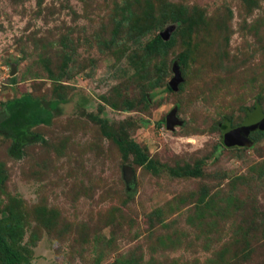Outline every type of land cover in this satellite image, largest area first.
Returning a JSON list of instances; mask_svg holds the SVG:
<instances>
[{
  "label": "rangeland",
  "instance_id": "1",
  "mask_svg": "<svg viewBox=\"0 0 264 264\" xmlns=\"http://www.w3.org/2000/svg\"><path fill=\"white\" fill-rule=\"evenodd\" d=\"M257 112L264 0H0V232L29 264H264V131L225 138Z\"/></svg>",
  "mask_w": 264,
  "mask_h": 264
},
{
  "label": "water",
  "instance_id": "2",
  "mask_svg": "<svg viewBox=\"0 0 264 264\" xmlns=\"http://www.w3.org/2000/svg\"><path fill=\"white\" fill-rule=\"evenodd\" d=\"M179 81V75L174 71V77L169 81L168 86L171 89H175L176 83ZM172 113L165 117V126L167 129H170L171 125L174 123L172 118ZM252 131H264V115L261 113H255V115L246 123L244 124L239 130L237 135L232 139H229V142L232 144H236L238 146H250V141L247 138L248 133ZM232 139V140H231ZM122 176L124 182L126 183L127 187H129L134 180L133 173L130 167H123L122 168Z\"/></svg>",
  "mask_w": 264,
  "mask_h": 264
},
{
  "label": "trees",
  "instance_id": "3",
  "mask_svg": "<svg viewBox=\"0 0 264 264\" xmlns=\"http://www.w3.org/2000/svg\"><path fill=\"white\" fill-rule=\"evenodd\" d=\"M55 106V103H51L48 109L43 108H33L30 117L35 121H46L50 116V111ZM255 115V113L250 117V119ZM249 119V120H250ZM248 120V121H249ZM18 121V120H15ZM19 122V121H18ZM232 131H228L225 135V138L229 140L233 136H230ZM234 135V134H233ZM223 138L222 144L226 143V139ZM139 156V165H144L146 167H151V163L146 161L144 156L140 153H137ZM195 174L197 173V169H195ZM0 264H29L23 257H21L17 251L9 248L5 237L0 232Z\"/></svg>",
  "mask_w": 264,
  "mask_h": 264
}]
</instances>
